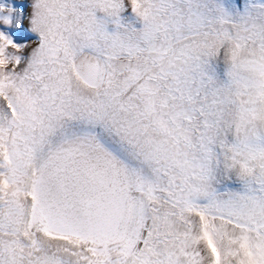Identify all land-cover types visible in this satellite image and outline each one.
Masks as SVG:
<instances>
[{
    "label": "snow or ice",
    "instance_id": "snow-or-ice-1",
    "mask_svg": "<svg viewBox=\"0 0 264 264\" xmlns=\"http://www.w3.org/2000/svg\"><path fill=\"white\" fill-rule=\"evenodd\" d=\"M0 264H264V0H0Z\"/></svg>",
    "mask_w": 264,
    "mask_h": 264
}]
</instances>
